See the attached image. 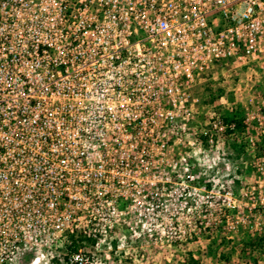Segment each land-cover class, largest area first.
<instances>
[{"label":"built area","instance_id":"1","mask_svg":"<svg viewBox=\"0 0 264 264\" xmlns=\"http://www.w3.org/2000/svg\"><path fill=\"white\" fill-rule=\"evenodd\" d=\"M262 55L264 0H0V264H92L71 235L152 218L193 179L198 77Z\"/></svg>","mask_w":264,"mask_h":264},{"label":"rangeland","instance_id":"2","mask_svg":"<svg viewBox=\"0 0 264 264\" xmlns=\"http://www.w3.org/2000/svg\"><path fill=\"white\" fill-rule=\"evenodd\" d=\"M192 94L186 139L196 131V140L181 150L193 179L183 174L152 218L120 223L97 250L96 240L77 237L92 264H264V55L215 64ZM227 116L242 117L244 128L218 131L213 119Z\"/></svg>","mask_w":264,"mask_h":264},{"label":"trees","instance_id":"3","mask_svg":"<svg viewBox=\"0 0 264 264\" xmlns=\"http://www.w3.org/2000/svg\"><path fill=\"white\" fill-rule=\"evenodd\" d=\"M223 121L225 123H234L235 126H236V128L239 129V130L242 129V128H244V125H243L244 120H243L242 117L236 118V117H233V116H227V117H224L223 118ZM78 240L79 239H77L76 237H74L73 235H71L69 242L65 244V248L67 250H74L79 245L78 244V242H79ZM262 241H263V237L260 236V237H258L257 242L256 243H253V244H254V246H255V244H257V245L260 246ZM249 242L250 241H248L247 244H252V243H249Z\"/></svg>","mask_w":264,"mask_h":264}]
</instances>
